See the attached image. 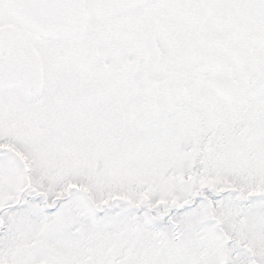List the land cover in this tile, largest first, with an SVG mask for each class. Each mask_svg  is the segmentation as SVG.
Wrapping results in <instances>:
<instances>
[{
  "label": "snow or ice",
  "instance_id": "obj_1",
  "mask_svg": "<svg viewBox=\"0 0 264 264\" xmlns=\"http://www.w3.org/2000/svg\"><path fill=\"white\" fill-rule=\"evenodd\" d=\"M0 264H264V0H0Z\"/></svg>",
  "mask_w": 264,
  "mask_h": 264
}]
</instances>
